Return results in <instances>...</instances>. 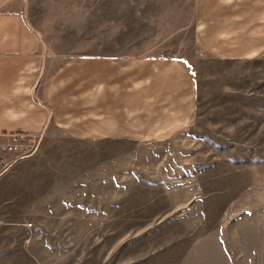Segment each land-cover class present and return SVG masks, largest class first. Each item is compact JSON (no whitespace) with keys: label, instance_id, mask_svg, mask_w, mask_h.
Masks as SVG:
<instances>
[{"label":"rangeland","instance_id":"rangeland-1","mask_svg":"<svg viewBox=\"0 0 264 264\" xmlns=\"http://www.w3.org/2000/svg\"><path fill=\"white\" fill-rule=\"evenodd\" d=\"M197 2L29 1L53 61L169 59L195 110L169 136H39L0 180V264H264V56L210 57Z\"/></svg>","mask_w":264,"mask_h":264},{"label":"crops","instance_id":"crops-1","mask_svg":"<svg viewBox=\"0 0 264 264\" xmlns=\"http://www.w3.org/2000/svg\"><path fill=\"white\" fill-rule=\"evenodd\" d=\"M29 1L0 0V152L15 134L169 136L188 124L195 91L183 67L99 56L55 62L30 20ZM195 32L216 60L264 56V0H198Z\"/></svg>","mask_w":264,"mask_h":264},{"label":"built area","instance_id":"built-area-1","mask_svg":"<svg viewBox=\"0 0 264 264\" xmlns=\"http://www.w3.org/2000/svg\"><path fill=\"white\" fill-rule=\"evenodd\" d=\"M39 136L15 134L10 136L11 142L0 152V176L15 162L33 155L37 150Z\"/></svg>","mask_w":264,"mask_h":264}]
</instances>
